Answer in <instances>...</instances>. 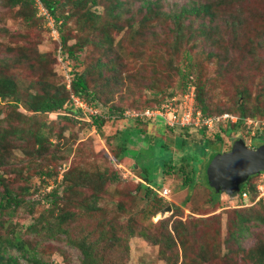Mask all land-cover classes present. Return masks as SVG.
Listing matches in <instances>:
<instances>
[{"label":"rangeland","instance_id":"rangeland-1","mask_svg":"<svg viewBox=\"0 0 264 264\" xmlns=\"http://www.w3.org/2000/svg\"><path fill=\"white\" fill-rule=\"evenodd\" d=\"M115 1L101 0V3L106 11L120 7L119 17L108 16L102 7L90 6L91 9L96 8L101 16L96 28H78L74 17L64 25L62 34L67 36L68 43L82 44V48L77 51L78 59L71 60L62 54L63 45L59 42L61 30L55 26L52 16L50 23L44 19L43 23L36 14L34 18L25 21L21 13L27 5L22 6L21 1L10 6L9 0H0V56L3 52L9 54L7 50L11 55L18 56L29 47L33 49V55L45 57L44 71L48 75L47 80L53 84L50 86L51 91L61 85H65L68 90L71 72L84 71L88 86L96 96L92 104L82 100L86 106L81 107L76 105L71 94L70 101L64 104L70 110L62 109L59 112L28 113L19 108L28 115V119L21 123L14 120L13 124L22 130L19 133L21 135H8L3 142L0 150L3 152V162L0 163V177L3 179L0 180V193L4 186L15 194L23 192L22 187H27L25 198L30 204L19 205L9 218L6 209L2 210L0 220L4 226L0 225V234H6L5 231L13 225L24 240L30 244L37 243L33 249L45 264H80L79 250L65 243L63 234H59L56 239H47L42 235L36 236L26 227L36 214L48 207L45 195L51 189L62 188L63 177L60 174L63 171L80 169L92 173L94 170H105L107 174L117 173L118 177L116 180L107 181L103 192L96 193L91 188H82L85 196L90 192L99 195L98 205L101 209L95 214L107 216L108 219L114 218L112 220L119 222L122 220V223L131 215L135 226L151 234L150 239L139 235L131 237L128 241L129 251L122 255L121 263L264 264V258L261 263L257 262L260 249L264 248V204L258 201L246 205L247 201L237 200V197H229L225 193L216 195L219 196L216 203H209L208 191L202 185L205 183L206 163L215 150H218L216 154L223 153L237 139H243L247 146L254 148L264 143V137L253 136L256 133L252 128L253 123L249 126L248 122H241L239 127L230 129V133H224L220 129V126L227 127V120L218 122V126L217 123L213 124L211 127L214 128L211 130L207 128L204 138L210 143L206 142V156H200L198 147L202 146L198 143L188 148L192 156L206 161L202 171L195 177L196 181L201 182L192 189L181 185V177L164 174L161 165L149 166L150 169H147L151 185H164L168 190L167 199H163L165 205L156 207L151 203L152 197L144 198L143 191L135 188L136 183L145 182L140 175L144 173L143 167L146 164L132 169V156H137L138 153L142 156L148 154L150 161L157 163L152 155L161 157L163 152V149H157L158 140L168 139V134L173 135L172 131L165 121L157 117L143 118L135 122L132 113L134 111L131 110L126 111L127 117L109 116L110 107L123 111L160 106L166 113L165 116L169 117L171 107L182 111L190 106L192 99L188 93L182 95L177 85L180 81L176 72V68L183 67L187 60L186 53H189L190 61L195 63L196 68L205 72L211 80L206 87L209 111L215 112V106L222 110L234 107L233 100L238 99L235 108L228 109L236 112L234 109L243 101L239 96V88L243 86L249 88V98L244 104L252 109L247 104L252 103L255 96L264 89V0H150L153 2L152 11L145 10L141 0H126L117 6ZM154 1L157 3L154 4ZM194 2L210 4L212 16L208 18L203 15H187L180 20L181 25L179 22L174 24L171 13ZM70 6L67 3L66 9ZM156 10L158 15L152 13ZM149 14L153 16L145 18ZM37 15H40L39 11ZM238 18L240 21H237ZM107 20H111V25L105 24ZM92 21L95 23V20ZM239 35H246L250 40L242 38L234 45L232 41H238ZM219 36L222 38L216 46ZM100 37H105L106 41L98 46L95 40ZM98 59L106 62L104 65H108L107 69L98 68ZM111 64L117 68V73L109 67ZM11 65L14 66L12 62ZM16 71L23 81L30 79L28 71ZM109 76L112 77L111 80ZM148 80L149 83L154 81L151 82L152 85L161 83V86L151 88ZM171 93L172 97L169 98ZM91 115H102L106 119L100 130L92 124ZM262 117L264 115L244 116L241 119ZM40 124H44L47 131L46 148L37 146L25 131L29 126L34 128ZM2 125L8 128L5 122ZM159 126L163 127L162 130H159ZM133 127L144 130L147 133L146 138L159 136L157 140L154 139L153 152L151 149L150 153H146L149 146L143 138L137 140L131 136L130 139L136 140L127 144L132 156L114 161L111 152L118 140L113 137L122 129ZM217 133L221 140L213 137ZM164 154L167 157V153ZM260 181H264L262 174L252 177L249 183L257 185ZM243 184H240V188ZM96 187H100L98 181ZM118 201L126 212L116 207ZM158 210L163 220L153 223L150 217ZM256 214H260L263 221H244L245 230L241 233L235 232L240 215L250 217ZM86 219L83 216L80 221L77 220L79 224L71 221L69 235L72 238L82 237L87 228L97 230V227H89ZM85 238L91 240L90 237ZM160 247H169L166 250L169 260L158 255ZM7 251L11 255L19 254L11 247ZM17 258L20 264H30L22 256Z\"/></svg>","mask_w":264,"mask_h":264},{"label":"trees","instance_id":"trees-1","mask_svg":"<svg viewBox=\"0 0 264 264\" xmlns=\"http://www.w3.org/2000/svg\"><path fill=\"white\" fill-rule=\"evenodd\" d=\"M21 1L22 6L27 5L25 7V10L21 13V17L25 21H29V18H34L35 14L37 17H39L38 19H41V21H43V23L46 21L44 16L40 12V15H37L39 9L37 7V3L34 0H9V4L10 6H14ZM39 1L47 10V12L53 17L57 29L59 28L58 30H61L59 42L63 45L62 54L71 60H77V51L82 48V44H80V42H75L74 44L68 43L67 36L62 34L64 25L69 21L71 17H74L75 21L77 22L78 28H85L87 26L96 28L101 16L96 8L91 9L90 6L102 7L104 8L108 16L113 17L115 15L114 17H119L121 12L120 10H118V8L120 7H118L117 5H121L126 0H116V9L113 8L109 9L108 11H106L105 6L103 5V3H101V0ZM141 2V5L145 8V10L151 9L152 11V1L141 0ZM67 3L71 4V6L68 7L69 9H66ZM156 3L157 2L154 1V4ZM235 10L238 13L242 14L239 9L235 8ZM157 11L158 10L152 13L158 15ZM153 14H149L145 18L151 17L153 16ZM187 15H203L210 18L212 16L210 4H205L204 2H194V4L187 3L183 5L177 12L171 13V19L173 18L174 24L177 25V22H179V25H181L180 20L182 19V17ZM242 17L243 16L240 17L241 21ZM240 19L238 18L237 21H240ZM92 20H95V23H93ZM105 24L107 26L111 25V20L105 21ZM221 38L222 36H219L218 39H216V46L218 45V42ZM242 38H247L250 40V37H247L246 35H239L238 41H232V43L234 45H237ZM105 41V37H100L95 40V43L99 46L102 45ZM7 51L9 52V54L3 52L0 56V102L2 103L0 104V150L4 145L3 142L5 140V137L11 134L21 135L19 133L22 132V130L17 125H14L13 121L17 120L20 123L23 120L26 121L28 119V115L26 116V114L19 108H22L28 113L59 112L62 109H69L66 108L64 104L66 101H70L69 98L71 94L91 104L96 100L95 92L89 88L87 75L84 71L71 72L72 76L70 80V87L68 88V90L65 88V85H61V87L59 88L57 86L54 87V90L51 91L50 86L53 84H51L50 81L47 80L48 75L44 71V56L33 55V49H30L29 47L26 51L22 50L25 52L21 51L18 56L11 55L10 51ZM189 56V53H186L187 60L184 62L183 67H180V69L176 68V72L178 73L177 76L179 77L178 79L180 81L179 83H177V85L180 87L182 95L185 93H189V90L191 88H194L193 115L196 111L200 112L201 117L221 115L222 113L230 112V115L238 117V120L236 122H230V119H227V127L223 128L220 126L221 131H223L224 133H230V129L239 127L241 118L244 116L254 117L256 115H264V89L255 96L252 103L250 102L249 104H247L252 107V109H248L245 105V101L249 98V88L243 85L241 89L239 88V96L242 97L243 101H241L236 109H234L236 112H231L229 110L235 108L238 103V99L233 100V103L235 104L234 107H227L222 110V108L220 109L218 108V106H215V112L211 110L209 111L208 103L206 102V96L208 95L206 87L210 84L211 80L207 78L205 72L196 68L195 63H192L190 61ZM10 62H12L14 66H10ZM104 64H106V62H102L100 61V59L96 61V65H98V68L100 69H107L108 65ZM109 67H111V69H114L116 73L118 72L114 64H111ZM17 69L28 71L30 74V79L27 81H23V79L19 76L18 71H16ZM154 76L156 78V75ZM111 79L112 77L109 76V80ZM151 82L154 81H150L149 83L148 80V86L151 88H159V86H161V83L152 85ZM169 96V98H171L172 93ZM143 109L130 108L119 111L116 107H110L109 116H113V118H123V116H128L126 111H138ZM157 118L161 119V121H165L166 125H168V128L173 133V135L168 134L170 136H168V139L166 140H163L164 138L162 137H160L162 139L158 140V147H156L157 149H163V152L161 157H155V155H152L157 163L154 162V160H152L151 162L149 156H147L148 154H146V156L139 155L140 153H138L137 156L130 155L131 151L129 150L127 144L129 141H136L135 139H130L131 136H134V138H136L137 140H141L143 138L148 143L149 151H147L146 153L151 152L154 139L156 138L157 140L159 138V136H149V138H146L147 133L138 127H133L132 129H122L115 135V137H113L114 139L118 140V143L116 147L112 149L111 157L114 161L118 162L122 158L132 156L134 159L131 166L132 169L140 167L141 164H146V166L143 167L144 173L140 175V177L144 179L145 182L136 183L135 188L143 191L144 198L152 197L151 199L153 201L151 203L153 204V206L159 207L165 204H163L164 198L157 194V189L161 190L165 186L161 185L155 187L151 185L148 173V169L150 168L148 167L152 165L154 166L156 164L161 165V170L164 174H174L181 177V185L187 186L189 189H192L197 183L201 182L200 180L196 181L195 177H197L199 172L202 171L206 161L202 160V158L198 159L200 158L198 156H192L191 151H189L188 148H191V146H195L198 143V145L202 146L198 147L200 150V156H206V142L210 143V141H207V139L205 140L204 138V131H206L207 127L202 123L196 125L193 121L190 124L186 125H181L180 123L169 124L163 116L159 115L157 116ZM134 119H136L135 122L143 120L139 117H135ZM105 120V118H102V115H91L92 124L96 127L97 130L101 129ZM4 122L7 123L8 128H5L2 125ZM218 122L220 121H216L214 124L217 123L216 126H218ZM163 127L159 126L158 128H160L159 130H162L161 128ZM174 127H178V129ZM44 128V124L37 125L34 128L32 126H29L27 127V129H25L24 127L25 131L27 132L26 134L32 137L34 143L37 146H44L46 148L45 142L48 141V136L47 131ZM213 128L214 127H210L209 130ZM174 129L177 130L175 131ZM263 133L264 129H258L253 136L263 138ZM213 137H215V140H221L218 133L213 135ZM176 145L178 147L177 149ZM217 151L218 150H215L214 154L211 155L210 158H208V161L206 163L207 166H205L206 169L209 163L214 159V157H216ZM164 153H167V157L164 156ZM187 156H189L188 159L186 158ZM2 158L3 152H0V163L3 162ZM46 173L50 175L49 172ZM90 173L91 172L83 171L80 169H76L74 171L67 169L63 171L62 188L60 190L58 188L51 189V191H49V193L45 195L46 201L48 202V207L43 208L40 213L36 214L33 217V221L29 223L26 228L29 230V232L34 233L36 236L42 235L47 239H56L59 238V234H63L65 243L74 246L79 250L80 264H125L124 262L121 263V259L123 258L122 255L128 253L129 251V239L135 235L150 239L151 234H148L144 229L135 226V220L130 217L131 215L126 218L125 223H122L124 222L122 220L121 222H119L117 219V221L112 220L114 218L108 219L107 216H97L95 213L100 208V205H98V199L100 198L99 195L90 192L88 196H85L82 188H91L93 192L96 193L103 192L106 182L110 180H116L118 175L115 172L107 174L105 170H94L91 174ZM254 176L255 175L250 176L249 179L243 184V187L240 188V191L237 194H234L232 197L241 196L242 192L247 190L249 198L252 200L255 196V185H251L249 182L250 179ZM92 177H94L95 180H93ZM0 180L3 181L1 177ZM97 181L100 187H96ZM204 182L205 183L202 185L208 191L209 203H216L219 200L220 194L224 192L215 193V190L207 182L206 171ZM22 188L23 192L15 194L12 193V191L6 186L3 187V190L0 193V214L2 213V210L6 209V214L9 218L10 214L13 213L19 205L24 203L30 204L28 199L25 198L26 194L28 193V188ZM116 207L120 211L126 212L120 201L116 203ZM159 211L160 210H158L156 213H152L151 211L152 215L150 218L152 219L153 223L163 220L161 218V215L159 214ZM83 216L87 217L86 220L88 226L97 227V230H95L94 228H87L82 237L72 238L69 235V226L71 224V221L74 220L77 222V224H79V221ZM250 217H244L240 215L236 223L237 227L235 228V232L241 233L245 230L246 225L244 221H249L250 219L263 221V218L260 214H256ZM1 222L2 221L0 220V225H3V223ZM5 232L6 234H0V264H20L18 262L17 256L24 257L27 261H29L30 264H45L37 256V252L35 251V249H33V247L37 245L36 242L30 244V242L24 240L20 236V233L15 231V227L13 225L9 226V230ZM177 234L180 235L179 232H177ZM92 236H94V238ZM85 237H90L91 240L89 241ZM154 243L158 242L154 241ZM9 247L16 249L19 254H17V256L9 254L7 251ZM168 249L160 247L158 255L160 257H163L164 259L166 258L167 260H169L167 255L168 253L166 251ZM263 258L264 248L260 249V254L258 256L257 262L261 263Z\"/></svg>","mask_w":264,"mask_h":264},{"label":"water","instance_id":"water-1","mask_svg":"<svg viewBox=\"0 0 264 264\" xmlns=\"http://www.w3.org/2000/svg\"><path fill=\"white\" fill-rule=\"evenodd\" d=\"M260 172L264 173V143L252 148L237 139L228 151L217 154L209 163L206 179L215 192L232 195L241 183Z\"/></svg>","mask_w":264,"mask_h":264},{"label":"built area","instance_id":"built-area-1","mask_svg":"<svg viewBox=\"0 0 264 264\" xmlns=\"http://www.w3.org/2000/svg\"><path fill=\"white\" fill-rule=\"evenodd\" d=\"M37 3V7L39 9V12L44 16L45 20H48V22H51V15L47 12V10L42 6L39 0H35ZM190 98L192 99L193 97V92L192 90L188 94ZM72 99L76 103V105H79L81 107L86 106V103L82 102L78 97L72 95ZM192 102L190 103V106L186 107L182 111H177L175 107H171L169 110V117L165 116V112H163L162 108H156V109H144L143 111H134L132 112L135 117H153V116H163L169 124L173 123H180L181 125H186L190 124L191 122L194 121V124L198 125L200 123L211 127L216 121H222V120H227L230 119V122H236L238 120V117H234L229 114H224V116L217 115V116H209V117H201L200 112L196 111V116L193 115V109H191ZM164 113V114H163ZM249 124H252V128L254 130L256 129H261L264 127V117L259 118V119H241V122ZM249 128V127H248ZM253 134V133H252ZM61 175V174H60ZM158 195H160L163 198H167L168 195V190L166 188H163L161 190H157ZM242 199L246 200L247 199V193L243 192L242 193ZM262 200L264 203V181H260L256 185V196H255V201Z\"/></svg>","mask_w":264,"mask_h":264},{"label":"clouds","instance_id":"clouds-1","mask_svg":"<svg viewBox=\"0 0 264 264\" xmlns=\"http://www.w3.org/2000/svg\"><path fill=\"white\" fill-rule=\"evenodd\" d=\"M35 1V0H34ZM192 90V88L189 90V92ZM189 94V93H188ZM85 102V101H84ZM193 103H194V92H193V97H192V109H193ZM156 108H161L160 106H157V107H155V108H145V109H156ZM144 110V109H143ZM143 110H138V111H143ZM154 118H156L157 116H153ZM139 118H152V117H139ZM223 121V120H222ZM208 129L210 128V127H208V126H206ZM243 127H245V126H243ZM264 129V127L263 128H261V129H259V130H263ZM258 129H256L255 131H257ZM243 140V139H242ZM243 142H244V140H243ZM252 148H254V147H252ZM224 151H227V150H224ZM263 175L264 176V173L263 172H260V173H258V174H255V175ZM61 175H62V173H61ZM249 179V178H248ZM247 179V180H248ZM245 183V182H244ZM164 188H166V187H164ZM254 189H255V196H256V185H255V187H254ZM158 190V189H157ZM240 191V189L237 191V192H235V193H233L232 195H228L229 197H232L234 194H237L238 192ZM243 192H246L247 193V199L246 200H243L242 199V194H241V196H237V200H241V201H247L246 202V205H247V203H258V201H260V203H262V204H264L263 203V201L262 200H258V201H255V196H254V198L251 200L250 199V201H249V194H248V192H247V190H245V191H243ZM242 192V193H243ZM225 193V192H224ZM157 194H158V192H157ZM226 194V193H225ZM168 197V196H167ZM164 199H167V198H164ZM249 201V202H248Z\"/></svg>","mask_w":264,"mask_h":264},{"label":"flooded vegetation","instance_id":"flooded-vegetation-1","mask_svg":"<svg viewBox=\"0 0 264 264\" xmlns=\"http://www.w3.org/2000/svg\"><path fill=\"white\" fill-rule=\"evenodd\" d=\"M230 148H231V147H230ZM230 148H229V149H230ZM229 149H228V150H229ZM228 150H227V151H228Z\"/></svg>","mask_w":264,"mask_h":264}]
</instances>
